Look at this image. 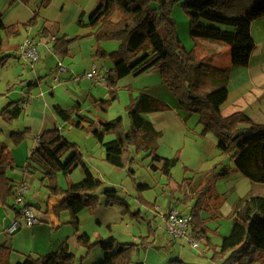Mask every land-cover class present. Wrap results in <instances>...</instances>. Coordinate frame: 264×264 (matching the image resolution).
Segmentation results:
<instances>
[{
    "label": "rangeland",
    "instance_id": "obj_1",
    "mask_svg": "<svg viewBox=\"0 0 264 264\" xmlns=\"http://www.w3.org/2000/svg\"><path fill=\"white\" fill-rule=\"evenodd\" d=\"M41 2L0 0L3 23L18 30L17 33L0 30V110L9 101H15L20 106L26 102L23 114L18 119L5 121L0 116V143L8 149L11 146L14 148L24 141L31 143L43 130L58 126L68 140L77 144L92 173L103 181L95 191L98 195L96 204L79 213L82 221L80 231L87 232L91 242L113 236L117 242L138 244L141 248L134 253L133 262L141 261L143 264H217L213 260V250L203 241L189 234L198 242L194 248L188 236L176 239L169 236L163 223V214L170 207H176L190 219L188 214L195 199L184 196L187 182L196 183L204 172L217 165L233 164L216 147L217 137L212 132L201 134L203 126L199 123V115L179 107L174 93L164 84L158 70L121 78L115 87L117 99L111 103H100L101 99L107 100L110 95L105 80H72V77L90 71L92 63L110 69L113 60L109 53L120 46L118 40H97L94 35L96 27L87 23L99 0H49L47 6L41 5ZM35 11L37 18L34 25L23 27L22 24L30 20ZM170 16L184 47L187 50L195 47L200 54L204 73L195 74V80L198 79L201 88L209 91L216 87L219 78L223 75L227 77L228 97L220 107L221 115L240 111L256 123L264 124V20L257 19L251 25L255 48L249 65L243 67L232 65L230 46L205 39L195 40L190 36L189 18L180 3L173 7ZM26 36L36 43L39 53L33 65L24 62L18 52ZM59 38L62 41L71 39L66 55L56 54L54 42ZM98 50L105 51V54L98 53ZM57 62H61L67 71L60 74V80L52 81L57 72ZM31 82L34 83L30 85ZM144 89L173 96L177 102V109L168 105L164 110L145 115L148 121H164L156 143L157 153L167 158L176 153L179 156L171 171V183L159 171L148 166L151 158L146 153L134 155L133 177L127 175L126 169L110 165L103 159V152L98 150L100 145L90 131L63 123L53 112L56 103L73 110L75 104L80 102L78 108L81 113L104 121L121 116L122 126L127 129L129 114L126 106L132 97ZM252 93L258 97L254 99ZM18 131L23 132V139L16 145L11 134ZM113 137V134H107L104 140ZM29 170L33 172L34 181L31 184L25 179L29 189L23 196L33 205L32 209L36 213L38 210L35 205L40 204L45 210L49 196L55 198L63 194L50 195L47 179H41L43 173L37 163L32 162ZM23 171L24 168L17 165L9 167L7 175H21ZM82 177L83 173L77 167L69 175L59 173L57 181L64 189ZM138 183H148L151 188L138 191ZM106 187L116 189L113 198L103 193ZM211 194H207L199 216L206 221L211 243L218 246L222 236L230 230L234 208L251 195L264 196V184L252 183L240 173H234L218 179ZM8 203H13L12 195ZM53 213L57 216L62 213L60 228L56 231L60 230L59 235L69 243L74 264H93L104 256V252L96 245L87 249L77 242L67 210ZM41 216L37 213V218ZM43 224L47 226V222ZM255 264H264V259Z\"/></svg>",
    "mask_w": 264,
    "mask_h": 264
},
{
    "label": "trees",
    "instance_id": "obj_2",
    "mask_svg": "<svg viewBox=\"0 0 264 264\" xmlns=\"http://www.w3.org/2000/svg\"><path fill=\"white\" fill-rule=\"evenodd\" d=\"M48 3L49 0H42L41 5L47 6ZM178 3L189 18V33L193 39L226 44L231 48L232 65H249L255 48L251 24L264 17V0H99L88 17V25L96 27L94 35L97 40L120 41L119 48L109 53L113 66L108 69L105 83L110 95L107 100L101 99L100 103H111L117 99L115 87L121 78L158 70L164 84L174 93L179 107L199 115V123L203 126L201 134L212 132L217 137L216 147L233 163L213 167L194 184L187 182L184 196L195 199L188 214L189 234L213 250V260L217 264L260 263L264 259V196L251 195L234 208L230 230L222 236L218 246L211 243L209 229L206 221L200 218L199 210L207 194L212 195L213 185L220 178L240 173L252 183L264 184V124L256 123L240 111L221 115L220 107L228 97L226 76L219 78L216 87L209 91L203 90L198 79L195 80V74H203L204 68L197 49L187 50L184 47L171 21V12ZM36 18L35 11L22 26L32 27ZM1 29L11 33L18 31L13 26H6L0 15ZM70 41L57 39L54 42L56 54L66 55ZM98 53L104 55L105 51L98 50ZM78 104L70 110L56 103L53 110L63 123L90 131L104 147L107 163L126 169L127 175L133 177L134 155L146 153L151 158L148 166L172 182L171 171L179 156L176 153L167 158L157 153L156 143L161 133L144 116L166 109L168 105L165 101L143 91L132 97L126 106L129 114L127 129L122 126L121 116L105 121L95 120L81 113ZM24 108L15 101H9L0 110V116L5 121L15 120ZM107 134L114 137L104 140ZM11 137L17 145L23 139V132H12ZM27 162L28 166L32 162L40 166L50 195H64L53 211L59 214L61 210H67L70 213L77 242L87 249L96 245L104 252V256L93 264H143L141 261L133 262L134 253L141 248L138 244L117 242L113 236L91 242L89 234L80 231L79 213L96 204L98 195L95 191L103 181L92 173L77 144L68 140L58 126L39 134L37 146ZM13 163L10 149L0 143V201L3 204H7L9 196L14 193L15 185L7 176V169ZM77 167H80L83 177L61 188L57 175H69ZM136 188L144 191L151 186L138 183ZM115 192L112 187L103 190L111 198ZM10 251L4 244L0 245V264H9ZM73 258L69 243L64 239L54 251L38 256L28 254L14 264H74Z\"/></svg>",
    "mask_w": 264,
    "mask_h": 264
},
{
    "label": "crops",
    "instance_id": "obj_3",
    "mask_svg": "<svg viewBox=\"0 0 264 264\" xmlns=\"http://www.w3.org/2000/svg\"><path fill=\"white\" fill-rule=\"evenodd\" d=\"M260 19L264 20V17ZM250 60H251V57H250ZM102 66L104 65H99V67H102ZM52 81H58V80H54L52 78ZM143 92H146L162 100L165 99L164 101L167 103V105L169 106L171 105L173 109L174 108L177 109V102H175L176 99L173 96L165 95L162 93L163 91H161L162 94L154 93L152 91L145 90V89ZM52 93H53V90L51 94ZM252 94H253L254 99L258 97L256 93H252ZM259 97L261 98L262 94H260ZM25 105H26V102L24 103V107ZM80 108L82 111L81 106ZM150 122L152 123L153 127L161 133V127H162L161 124L164 121H150ZM39 134H37L34 137V141L31 143H29L28 141H24L23 144L21 143L18 146H15L14 148L12 146L9 147L12 153L13 161H14L13 166L20 165L21 167L24 168V171L22 172L21 175L12 174V176L9 175L10 177L7 175L11 179L12 184H14L15 186L18 185L20 182H25L26 178L30 181L31 184H33V181H34L33 172L29 170L31 166L27 165L28 163L27 158L31 154L32 150L37 146V137L39 136ZM99 145L100 146H98L99 147L98 150L100 151V153L103 152V159H104V147L100 143ZM163 157H167V156H163ZM85 163H87L86 165L88 167L90 166L88 162H85ZM63 197L64 195H61V197L56 196L55 198H53L52 196H49L46 201L47 206L45 210L42 209V206L40 204L35 205V208L38 210V212L37 211L36 213L34 212L35 215L37 216V213H40L42 215L40 218H38L39 223L33 226H30V227L24 224H21L19 229H17L13 234H8L6 231V228L10 224L11 220L17 216V208L15 206L13 207L12 204L11 205L9 203L3 204L0 201V245L4 244L11 250L10 255H9V264H14L17 261L24 259L25 256L28 254H31L33 256H38V255H43L50 251H54L57 248L58 244L62 240H64L63 237L59 235L60 230L56 231L57 229L60 228V224H61L60 216L62 213L57 216L53 213V210H52L54 206L58 205L61 202ZM24 201L31 208H33V205L29 202L28 199L24 198ZM49 211H51V213H49ZM43 222H47V226H44ZM81 222L82 221L79 218V229L81 228Z\"/></svg>",
    "mask_w": 264,
    "mask_h": 264
},
{
    "label": "built area",
    "instance_id": "obj_4",
    "mask_svg": "<svg viewBox=\"0 0 264 264\" xmlns=\"http://www.w3.org/2000/svg\"><path fill=\"white\" fill-rule=\"evenodd\" d=\"M18 52L22 60L30 65H33L39 58L36 43L26 36L21 42L18 48ZM57 72L52 77L54 80H59L60 74L66 72L67 68L61 63L56 64ZM108 69L104 66L99 67L95 63L92 64L91 70L81 76H74L72 80L74 82L79 81L81 78L90 80L91 82H101L106 79ZM29 189V186L25 182H20L14 187L13 203L12 205L17 208V216L13 218L10 224L7 226L6 231L8 234H13L21 224L28 227L39 223V219L35 215L33 209L24 201V193ZM164 229L169 236L176 238L188 236L189 242L195 248L198 246V242L189 235L188 224L189 219L176 209V207H170L166 213L163 214Z\"/></svg>",
    "mask_w": 264,
    "mask_h": 264
}]
</instances>
